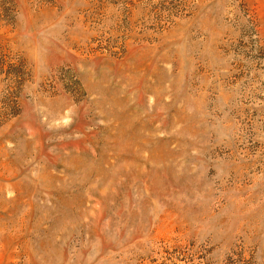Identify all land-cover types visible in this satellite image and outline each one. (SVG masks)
Segmentation results:
<instances>
[{
	"label": "rangeland",
	"instance_id": "1",
	"mask_svg": "<svg viewBox=\"0 0 264 264\" xmlns=\"http://www.w3.org/2000/svg\"><path fill=\"white\" fill-rule=\"evenodd\" d=\"M0 264H264V0H0Z\"/></svg>",
	"mask_w": 264,
	"mask_h": 264
}]
</instances>
